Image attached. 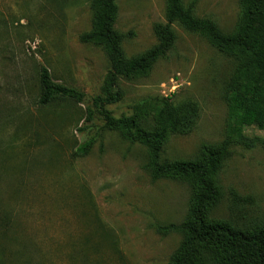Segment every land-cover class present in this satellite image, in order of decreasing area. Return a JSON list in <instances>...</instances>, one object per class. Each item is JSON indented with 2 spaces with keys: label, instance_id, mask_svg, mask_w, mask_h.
<instances>
[{
  "label": "rangeland",
  "instance_id": "374dc122",
  "mask_svg": "<svg viewBox=\"0 0 264 264\" xmlns=\"http://www.w3.org/2000/svg\"><path fill=\"white\" fill-rule=\"evenodd\" d=\"M239 1L183 0L224 33L238 23ZM114 2L125 55L153 47L165 0ZM92 20L90 0H0V264H169L182 241L180 232L159 227L184 220L188 185L152 179L144 145L105 128L97 114L86 120L109 68L101 47L80 41ZM172 29L173 48L146 77L120 80L123 98L108 109L120 117L148 98L194 100L195 128L170 136L162 152L190 160L203 144L228 139L226 94L236 63L199 34L177 23ZM40 65L85 101L40 106ZM245 134L257 142L230 143L212 211L240 228L264 224V129Z\"/></svg>",
  "mask_w": 264,
  "mask_h": 264
},
{
  "label": "trees",
  "instance_id": "16d2710c",
  "mask_svg": "<svg viewBox=\"0 0 264 264\" xmlns=\"http://www.w3.org/2000/svg\"><path fill=\"white\" fill-rule=\"evenodd\" d=\"M239 5L237 25L232 32L224 33L212 20L195 16L192 5L186 6L183 0H165V22L154 26L157 43L127 57L122 46L124 36L114 27V0H90L92 28L80 36L81 42L101 47L109 63L100 94L87 106L86 120L92 121L97 114L105 128L118 131L128 142L144 145L152 179L179 180L190 188L184 220L179 225L159 227L163 233L182 234L169 264H264V224L240 228L212 216L222 198L218 174L230 143L253 147L257 139L245 134V128L264 129V0H240ZM174 23L204 37L236 63L226 94L228 139L215 145L203 144L190 160H166L162 152L170 136L186 135L195 128L200 107L194 100L173 103L168 98H148L133 105L131 114L120 117H114L108 109L123 98L120 80L146 77L173 48ZM38 88L40 106L58 99L85 101L83 92L55 82L42 65ZM88 145L83 144L81 149Z\"/></svg>",
  "mask_w": 264,
  "mask_h": 264
}]
</instances>
